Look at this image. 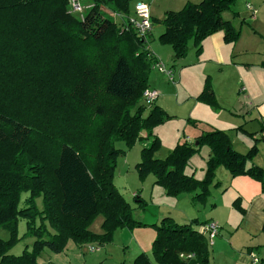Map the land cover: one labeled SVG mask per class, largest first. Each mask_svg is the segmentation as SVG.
Returning a JSON list of instances; mask_svg holds the SVG:
<instances>
[{"label":"trees","instance_id":"16d2710c","mask_svg":"<svg viewBox=\"0 0 264 264\" xmlns=\"http://www.w3.org/2000/svg\"><path fill=\"white\" fill-rule=\"evenodd\" d=\"M87 1L81 18L69 12L67 0H0V228L8 232L7 240L0 239V264H38L46 248L62 253L69 242L102 246L119 228L144 225L131 219L130 204L113 184L124 154L115 142L130 148L144 131L151 141L135 166L138 178L153 175L167 195L188 193L193 203L205 205L222 166L233 178L259 183L264 197V170L251 163L257 148L235 152L224 131L206 132L197 144L185 141L164 159L155 158L160 143L151 132L169 116L156 105L144 116L141 98L155 61L146 47L148 35L139 37L127 22L131 0ZM235 1L187 2L167 11L159 20L164 31L158 42L170 47L175 61L186 56L189 45L199 52L219 31L226 44L234 43L239 32L222 14L236 16ZM197 100L218 109L208 79ZM202 146L210 154L197 179L185 169ZM233 207L243 212L238 199ZM99 216L102 233L95 234L89 228ZM20 220L25 235L35 240L15 256L9 252L19 241ZM207 223L163 218L151 256L141 253L132 264H212L198 230Z\"/></svg>","mask_w":264,"mask_h":264},{"label":"crops","instance_id":"0c3cea01","mask_svg":"<svg viewBox=\"0 0 264 264\" xmlns=\"http://www.w3.org/2000/svg\"><path fill=\"white\" fill-rule=\"evenodd\" d=\"M150 1L139 0L136 3L142 2L149 5ZM153 1L156 5L155 11H159V17L163 18V14L167 11H177L187 2L197 3L200 0ZM160 3H164V6H160ZM149 11L152 22V16L154 18L156 15L150 5ZM235 12L236 16L231 12L222 14V18L229 21L233 28L239 32L234 43L226 44L223 32L219 31L202 42L199 52L195 47L189 45L188 56L176 61L173 60L172 50L170 48L168 50L165 48L167 46L158 42V37L163 33L164 27L158 26L156 35L152 34L156 30H151L148 38L153 40L154 45L147 42L148 50L155 59L166 64L163 58H168L169 62L175 61L174 64H177L178 67L177 70H173L176 79L175 83H170L173 87L167 86L163 82L161 73L154 71L149 77L148 88L157 91L158 97L154 105L162 108L163 111L167 112V109L178 108L183 103V107H189V119L197 123L189 124L186 137L188 143H193L202 131L225 130L235 152L245 154L249 148L255 145L257 154L253 159V164L264 170V0H244V3L238 10L235 9ZM208 78L212 94L220 107L218 112L197 100ZM150 108H147L144 116L147 115ZM249 122H257L259 130L257 127L256 133L250 134L244 130L245 125ZM184 126L188 127L186 124ZM157 129H155V134L159 136L163 134L164 138H173L174 142L177 141V128L174 130V134L168 133L167 130L161 132L160 127ZM141 137L143 141L146 138V133L141 132ZM148 143L149 141H146L144 144ZM169 151L164 153L160 150L155 156L157 159H164ZM204 151L203 156H209L210 152L207 149ZM189 162L192 166L189 168V174L197 179H202L205 170L204 157L199 158L196 154ZM219 183L220 186H218ZM151 190L157 192L159 198L164 197L165 192L162 188L152 186ZM210 195L204 206L193 204L190 194L175 198L178 214L171 218L180 224L198 220L199 223L212 222L218 226V235L212 245L216 249H213L211 256L212 264H252L251 256L253 255L259 259L258 264H264V232L262 230L264 197L261 194L259 183L246 176L233 178L225 168H219L215 185L210 188ZM133 197L142 200L140 194L132 193ZM237 199L243 212H238L233 207V202ZM146 207L149 211L148 203H146ZM162 208H166L164 203H160L158 206L154 221L159 220L160 222L164 217L170 216L163 215ZM203 209L209 210L214 220H210L212 218L210 217L200 221L199 212ZM219 209L221 211L217 212ZM101 222L98 223L94 231H91L100 234ZM141 231L135 238L136 241L127 237L122 231L114 233L115 238L121 239V241L125 236L126 244L130 247L128 257L130 264H132L133 258L141 253L151 256L154 232L151 229H142ZM222 231L223 234L220 235ZM106 247L105 245L104 250L107 253ZM85 249L89 252H96L99 247L94 249L92 246H88ZM74 256L76 257L75 254Z\"/></svg>","mask_w":264,"mask_h":264},{"label":"rangeland","instance_id":"374dc122","mask_svg":"<svg viewBox=\"0 0 264 264\" xmlns=\"http://www.w3.org/2000/svg\"><path fill=\"white\" fill-rule=\"evenodd\" d=\"M137 1H139V0H131V5L134 4L132 6L133 10H134V6L137 4L136 3ZM84 2L85 3L83 5H85V10H86V8L89 7L90 2H88L87 0ZM153 2L154 1L151 0L149 2V5L152 8V11L153 10L155 11L156 5ZM175 3H178V1H175ZM243 3H244V0H236L234 6L232 8L234 9V11H235V9L238 10ZM163 4L164 3H162V4L160 3V6L163 7L164 6ZM85 10H84V12H85ZM154 11H153V13H154ZM103 12L110 15V17H112L114 20H116L118 17L115 14H113L111 11H108L106 9H103ZM227 12H230V11H227ZM154 15H156V17L154 16V18H153V16H152V22H153V29L152 30L153 31L156 30V31H154L152 34L156 35V33H157L156 28L158 26H162V24H160V22H159V20H161L162 17L161 18L159 17V11H155ZM163 15H165V13ZM148 37H147L146 42H149L150 44L154 45L153 40L148 38ZM153 37H154V35H153ZM165 48H167L169 50L170 47L167 46ZM159 53H160V51H159ZM187 54H189V52H187ZM187 54H186V56H188ZM163 59L166 63L165 64L166 67L171 68L172 71L174 69L177 70L178 66H177V64H174L175 61L169 62L168 58H163ZM155 72H157V71H155ZM173 72H175V71H173ZM152 73H154V70H151L149 77L152 75ZM161 75L163 76V80H164L163 82L167 86L173 87V85L170 84L171 82L168 81L163 74H161ZM208 80H209V78H208ZM175 82H176V79H175L174 83ZM179 104H181V102H179ZM183 104H181L178 107L179 109L178 108H172L169 110L167 109V112L164 111L165 114L167 116H169V119L166 120L161 125L154 127L152 129L151 134L154 137H156V139L160 143V147L157 150V152L162 150L165 153V152L169 151L167 148L173 149L175 147V145L185 142L187 139L186 137L188 136L189 126L192 125V123H197V122L193 121L192 119H189L190 118L189 107L188 106L183 107L182 106ZM146 110H147V108H146ZM218 110H220V107H218V109H216L217 112H218ZM185 124L188 127H185L184 126ZM159 127H160V129H161V127H163L161 129L162 130L161 132H166V130H167L168 133L172 132V134H174V130L177 128V136H178L177 141L174 142L173 138H164L163 134H162V136L155 134V129H157ZM197 128H198V126H197ZM200 129H203V128L200 127ZM157 130H159V129H157ZM216 130H219V129H216ZM210 131H213V130H210ZM210 131L209 130L202 131L201 134H204V133L210 132ZM220 131H224L226 133L225 130H220ZM144 133H146V132L144 131ZM146 136H147V133H146ZM146 141H149V143H150L151 138H149V139L145 138L143 141L141 139L140 141L135 142V144H133V146H131L130 148H126L124 143L121 141L115 142V144H114L115 148L123 150L124 154H122L120 156V158L118 159L119 161H118L117 167H116V169L114 171V175H113V184H114L115 188L118 190V192L121 194V196L124 198V200L130 204V206L132 208V210L130 211L131 219L133 221L140 222L141 224H144V225H141L138 227L134 226V227H129V228L128 227L119 228L114 233L122 231L127 237L133 239L134 241H136L135 238L142 232L141 231L142 229H151L154 232L153 240L155 239L156 234H157L156 225H158V223H160V222H159V220L154 221V218H155V214L158 212V206H160V203H164L166 205V208L161 209V211L164 213L163 215L168 214L170 216H166V217H170V218H171V216L176 217V215L178 214V212H177L178 209L175 206L177 203L175 198H178V197L181 198L182 196H189L188 193H182V194H179L177 196H170V195H167L166 193H164V197L159 198L158 193L152 192V190H151L152 186L158 187L160 189L162 188V187L154 184L155 179H154L153 175L149 174V175L145 176V178L142 180L138 178V174H137V170H136L135 166L140 162V152H141L142 148L145 145L149 144V143L144 144ZM194 143L196 144L195 140H194ZM206 149L209 151V149L206 146H202L201 148H199L198 152L196 153L199 158L204 157L205 163L209 157V156H203V154L205 152L204 150H206ZM249 150H250V148L248 149V151ZM170 151H169V153H170ZM157 152H155V154ZM155 154H154V156H155ZM155 158H156V156H155ZM189 161H188V163H187L188 165L185 169L186 174H189V168H192ZM191 162H194V161H191ZM251 163L253 164V160L251 161ZM219 168L221 169L224 167L219 166L216 169L213 185H215V182L217 180V170ZM218 186H220V183ZM132 193H137L138 195L139 194L141 195L142 201H144L145 204L146 203L149 204V211H147L146 205H141L140 200L134 201V199L132 198ZM209 196H211V195H209ZM40 203L41 202L39 200L36 201V204H38V206ZM193 204H195V203H193ZM195 205L204 206V205H199V204H195ZM220 211H221V209H219V211H217V212H220ZM148 212H149V217H148ZM199 214L201 215V217H199L200 221L203 219L204 220L209 219L210 217H212V218H210V220H212V219L214 220V218L211 215V212L209 210L203 209L202 211L199 212ZM141 216H142V218H141ZM101 220H102V218L100 216L97 217L94 220V222L91 224V226L89 228L90 231L91 230L94 231L96 229L98 223L101 222ZM188 223L189 222H186L183 224H188ZM178 224H180V223H178ZM192 228L195 229L196 225H194ZM99 229H100V232L102 233L101 226L99 227ZM25 233H26L25 220H20L18 222V226H17V236L19 238V241L11 248L9 254L19 256L22 254V252L25 249H27V250L31 249L35 238L31 237L29 235H25ZM93 233H95V232H93ZM114 233H113L112 241L105 244L107 246L106 247L107 253L104 250L105 245L98 246L97 244H90V245H85L82 248H79L73 242H69L67 248L62 253H53V252L49 251L47 248L44 249L41 252V254L37 257V263L38 264H130V262L128 260V257L130 254V247H128V245L126 244L127 241L125 239V236L122 237V241H121V239L115 238ZM222 234H223V231L221 232L220 235H222ZM7 238H8V232L6 230L0 228V239L7 240ZM153 240H152V242H153ZM88 246H92L94 249H95V247L98 246L99 250L96 252H89L85 249V247H88ZM151 246H152V244H151ZM208 247H209L210 262H211V256L213 255V249L214 248H213V246L212 247L208 246ZM214 250H216V249H214ZM150 252H151V250H150ZM74 254L76 255V257L74 256Z\"/></svg>","mask_w":264,"mask_h":264},{"label":"built area","instance_id":"2783aa9c","mask_svg":"<svg viewBox=\"0 0 264 264\" xmlns=\"http://www.w3.org/2000/svg\"><path fill=\"white\" fill-rule=\"evenodd\" d=\"M86 0H67L69 6V12L73 15H77L82 18L85 5H83ZM128 24L135 30L139 37L145 38L147 35L151 33L152 30V22L150 18L149 5L146 3L139 2L134 6L133 15L128 17ZM151 70L157 71L163 74L168 81L174 83L175 75L171 68L166 67V65L155 59V61L151 65ZM158 97V93L156 90L147 88L141 98V103L150 108L154 105L155 100ZM199 232L204 235L207 240L208 246H212L214 239L218 235V226L215 223L208 222L207 224L198 228ZM181 257L183 255H180ZM187 257H190L188 255ZM251 263L258 264L259 259L257 256H251Z\"/></svg>","mask_w":264,"mask_h":264},{"label":"water","instance_id":"95a60500","mask_svg":"<svg viewBox=\"0 0 264 264\" xmlns=\"http://www.w3.org/2000/svg\"><path fill=\"white\" fill-rule=\"evenodd\" d=\"M257 127H258L257 122H249L245 125L244 130H246L248 133L252 134V133H256L259 130V127L257 130ZM196 144H197V142H196Z\"/></svg>","mask_w":264,"mask_h":264}]
</instances>
